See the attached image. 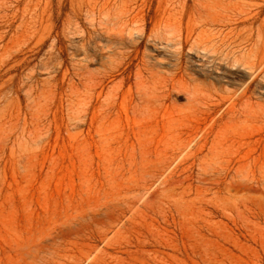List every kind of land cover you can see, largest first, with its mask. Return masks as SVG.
<instances>
[{
  "label": "rangeland",
  "instance_id": "1",
  "mask_svg": "<svg viewBox=\"0 0 264 264\" xmlns=\"http://www.w3.org/2000/svg\"><path fill=\"white\" fill-rule=\"evenodd\" d=\"M124 6L165 19L156 59L188 25L210 41L164 99L140 53L98 81ZM0 264H264V0H0Z\"/></svg>",
  "mask_w": 264,
  "mask_h": 264
},
{
  "label": "bare ground",
  "instance_id": "2",
  "mask_svg": "<svg viewBox=\"0 0 264 264\" xmlns=\"http://www.w3.org/2000/svg\"><path fill=\"white\" fill-rule=\"evenodd\" d=\"M125 8V6H124ZM127 13L126 18L123 19L121 24L118 26V32H113L108 34V40L111 43L109 46V53L106 56L108 58V63L105 66H102L103 71L101 72V76L98 78L100 85L104 80H106V77L111 76L113 73V68L117 65L115 63V60L117 61H123L125 59L128 60L127 63H129V60L136 58L138 53L139 60L137 63H135V67L133 70V79L134 84L138 86L141 82H143L145 79L151 81L152 86L154 88H164L163 93L159 94L155 99H164L166 91H169L170 89H175L176 87H183L182 78L186 75L190 78L192 76V73L189 71L190 65H188L184 60V49L187 48L189 51H195L199 52L200 50H205L206 47L209 45L210 41L206 38H202L203 32L205 30L201 29L200 32H196L191 26H187L185 30V34H179L177 37L173 39V46L169 47L172 48V50L168 49V53L166 54L165 58L162 60L156 59L152 57L149 53L145 51L144 44L147 42H151L152 44L159 46L161 48H167V44L162 43L160 41V37L158 36V30L162 27L163 23L165 22L164 18H158L155 20V23L149 27L144 15H140L142 13L141 9H133L132 8H125L124 9ZM131 10V11H130ZM135 11V12H132ZM231 20V19H229ZM227 32H231L233 29H235V26H232L229 28ZM148 31V32H147ZM238 35L245 40L247 45L243 46L242 50V56L247 55L249 57H252L251 54L253 50V36H254V26L253 22L250 21V26L248 27L246 32H241L240 29L235 30ZM225 36V34H224ZM146 41V42H145ZM212 46V45H211ZM103 48V46H100V48ZM141 47L143 49H141ZM253 50V51H252ZM204 54H202V57ZM253 57L251 58L249 62V68L252 69L254 66ZM203 61V60H202ZM212 59L206 62H202L203 65H206L207 67L212 66L211 64ZM214 62V61H213ZM163 65H167L169 69H163ZM206 67V68H207ZM253 71L255 69H252ZM252 74V73H251ZM256 74V73H255ZM179 75V80L176 81V77ZM254 77V76H253ZM252 78V75H251ZM185 87V86H184ZM111 100H108V96L105 94L104 97H102V100L100 101V118H105L101 113L104 112L105 106H108ZM132 101L127 99L126 94H123L121 97L120 104H123V106H128L129 103ZM144 102V105L140 104V109L145 112L148 117H151L150 120L156 119V116L154 114H150V109L148 108L149 105L147 102L148 100L144 99L142 100ZM233 104V103H232ZM218 105V102L212 103L211 105H207L204 107V122L208 120L211 113L215 110L216 106ZM117 105H111L109 108L111 110L116 109ZM231 107V106H230ZM132 108V111H134V107L130 106ZM129 109V108H128ZM121 111L117 108L116 115L117 117L120 116ZM117 117L115 119H117ZM117 121V120H115ZM115 121L113 123H115ZM213 122V121H212ZM147 123H151L148 122ZM147 123L143 124H137L132 125L127 128V131L132 132L134 135L140 132V129L143 125H147ZM211 123V122H210ZM206 128V131L210 129V127L213 126L211 123ZM113 126V124H111ZM206 126V125H205ZM115 129L117 131L121 130L123 131V128H119V125H114ZM125 131V129H124ZM209 132V131H208ZM208 132L205 133V135L208 134ZM252 152V151H251ZM252 156V153H244V155L239 156L236 160L237 163L240 162H246L249 160Z\"/></svg>",
  "mask_w": 264,
  "mask_h": 264
}]
</instances>
